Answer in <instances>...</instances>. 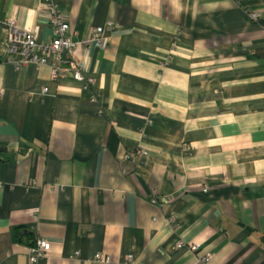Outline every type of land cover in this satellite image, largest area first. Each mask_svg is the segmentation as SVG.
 Masks as SVG:
<instances>
[{
  "label": "crops",
  "instance_id": "1",
  "mask_svg": "<svg viewBox=\"0 0 264 264\" xmlns=\"http://www.w3.org/2000/svg\"><path fill=\"white\" fill-rule=\"evenodd\" d=\"M53 1L91 83L9 61L50 0H0V264H264V0Z\"/></svg>",
  "mask_w": 264,
  "mask_h": 264
},
{
  "label": "built area",
  "instance_id": "2",
  "mask_svg": "<svg viewBox=\"0 0 264 264\" xmlns=\"http://www.w3.org/2000/svg\"><path fill=\"white\" fill-rule=\"evenodd\" d=\"M48 23L53 28L50 40H40L37 35L32 34L25 27L18 25L16 18L9 16L5 19L6 28V48L7 59L21 68L28 63L48 66L52 80H58L67 76L69 71H73V77L79 81L85 79V66L74 59L76 43L68 36L69 24L65 19L61 8L50 0L48 5ZM106 37L101 27H96L92 31L90 43L92 48L103 50L105 48ZM48 88L43 89V93ZM198 245H191L192 250H197ZM50 249V242L45 238H40L29 248V256L32 262L37 261ZM100 257V256H99ZM207 256L205 259H210Z\"/></svg>",
  "mask_w": 264,
  "mask_h": 264
},
{
  "label": "rangeland",
  "instance_id": "3",
  "mask_svg": "<svg viewBox=\"0 0 264 264\" xmlns=\"http://www.w3.org/2000/svg\"><path fill=\"white\" fill-rule=\"evenodd\" d=\"M89 81L91 80V79H88Z\"/></svg>",
  "mask_w": 264,
  "mask_h": 264
}]
</instances>
